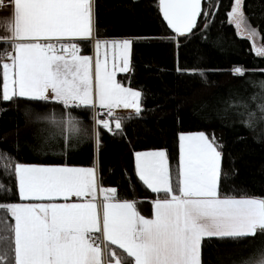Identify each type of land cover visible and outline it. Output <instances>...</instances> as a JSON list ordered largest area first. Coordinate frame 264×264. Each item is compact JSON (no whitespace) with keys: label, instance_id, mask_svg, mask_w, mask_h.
<instances>
[{"label":"snow or ice","instance_id":"6c2138e0","mask_svg":"<svg viewBox=\"0 0 264 264\" xmlns=\"http://www.w3.org/2000/svg\"><path fill=\"white\" fill-rule=\"evenodd\" d=\"M7 4L9 15L0 16V100L60 105L66 113L59 121L53 114L50 122L59 126L55 134L65 143L81 132L72 110L98 107L105 118L96 123L108 131H113L109 118L116 109L141 115L142 93L116 81L115 64L109 70V50L113 61L122 62L120 71L129 70L132 40L96 38L94 92L93 57L82 55L75 42L92 37L93 0H7ZM159 4L179 36L191 33L201 16L202 0H159ZM242 4L243 0H233L229 23H234L238 34L243 25L255 36L258 30L247 24ZM4 6L5 0H0V10ZM253 51L264 57V48ZM189 71L204 76V70ZM246 71L242 65L231 69L238 77ZM260 88L264 89V81ZM261 102L264 122V95ZM234 106L238 116L246 117L242 123L252 127L255 113L250 106L242 99ZM114 128L122 131V120L116 119ZM53 135L50 130L45 139ZM179 141L175 186L165 151L135 153L138 179L153 193L164 194L155 201L154 218L141 215L134 201L120 202L116 188L99 185L94 168L28 166L9 158L4 169L11 168L17 178L19 198L42 202L0 201V264H102L95 235L101 231L107 242L126 254L120 259L110 250L115 264H128L127 258L131 264H202L206 238L236 241L264 235V198L220 195L223 146L215 134H181ZM95 143H101L99 133ZM98 190L103 193L102 204L97 202ZM8 191L0 183V193ZM71 197L90 199L67 202ZM234 264H264V244Z\"/></svg>","mask_w":264,"mask_h":264},{"label":"trees","instance_id":"16d2710c","mask_svg":"<svg viewBox=\"0 0 264 264\" xmlns=\"http://www.w3.org/2000/svg\"><path fill=\"white\" fill-rule=\"evenodd\" d=\"M232 7L233 0H205L196 32L179 36L164 22L159 0H94L96 38H134L145 41L151 49L172 36L178 39L177 67L169 69L163 79L151 71L149 64L135 60L131 71L118 74L121 83L141 91V115L137 117L134 112L114 115L109 118L113 131L97 126L101 141L98 145L101 185L116 188L119 200L136 201L144 217H152L155 200L164 194L153 193L138 179L135 153L164 149L175 186L180 171L182 133H214L222 144L219 181L222 197L264 198V122L260 121L264 57L256 55L251 41L238 34L234 23H229ZM242 11L264 42V0H243ZM78 43L81 53H91L90 41ZM234 65L247 70L243 77L233 76ZM193 69L204 70V76L189 71ZM241 99L255 113L252 127L242 123L246 117L237 115L234 105ZM61 113L66 110L54 103L0 100V183L10 189L0 193V201L24 202L19 198L12 169H4L9 158L21 164L94 165V108L71 111L81 132L69 143L55 134L59 126L50 122L53 114L61 120ZM102 118L105 117L100 115L99 119ZM116 119L122 120V131L114 128ZM50 130L54 135L45 139ZM261 244L264 235L259 233L236 241L206 238L202 242V264H234ZM110 250L115 251L116 258L126 257L117 246L107 243L108 260H114ZM127 259L131 264V258Z\"/></svg>","mask_w":264,"mask_h":264},{"label":"rangeland","instance_id":"374dc122","mask_svg":"<svg viewBox=\"0 0 264 264\" xmlns=\"http://www.w3.org/2000/svg\"><path fill=\"white\" fill-rule=\"evenodd\" d=\"M94 3V1H93ZM209 4H211V2L209 1ZM209 12V11H208ZM243 12V11H242ZM210 13V12H209ZM243 16L248 23L244 12H243ZM250 25V24H249ZM251 26V25H250ZM251 29H256L255 27L251 26ZM257 30V29H256ZM240 34L243 35L244 37L248 38L251 43L253 48H264V42L261 41L260 35L257 31V34L255 36H250V30H245L244 26L242 25V28L240 30ZM172 39H166L164 43H162L159 47L151 49L149 48L148 44L145 41H139V40H133V43H135L137 45L138 48V53H136V58H134L133 55V44H132V50H131V63H130V68L128 70L131 71L132 68V62L138 61V62H144L150 65L151 71L160 79H163L165 75H167L169 69L171 68H176L177 67V45H178V39L176 36H172ZM103 40H116L119 41L117 39H105L102 38ZM134 39V38H133ZM142 49V50H141ZM141 50V51H140ZM103 49L100 50L99 55L102 57L103 56ZM140 52V53H139ZM97 50H93V83H94V92H95V88H96V82H95V59L97 58ZM113 64H115V68L114 70L116 71V81L120 84H122L119 79H118V74L120 73H124L120 71V67L122 66V62L119 59H116L115 61L112 60L111 58V50H109V70H113ZM3 85V84H2ZM132 90H136V91H140L137 88H134ZM141 92V91H140ZM96 108H94L95 111ZM117 110V109H116ZM127 111H131L134 112V110H127ZM115 114L119 113V111H114ZM96 113V112H95ZM94 114V113H93ZM96 115V114H95ZM100 118V116H98ZM98 118V120H99ZM94 119V124L97 125L96 121V116ZM201 132L198 133H192L194 134H199ZM191 134V133H189ZM164 150V149H162ZM250 198H258L260 199V197H252L250 196ZM106 264H115V261H107Z\"/></svg>","mask_w":264,"mask_h":264},{"label":"crops","instance_id":"0c3cea01","mask_svg":"<svg viewBox=\"0 0 264 264\" xmlns=\"http://www.w3.org/2000/svg\"><path fill=\"white\" fill-rule=\"evenodd\" d=\"M94 1V0H93ZM93 11H94V3H93ZM9 15V6H4V8L2 10H0V16H7ZM123 39H129V40H134L133 38H118L117 40H123ZM79 41H90L91 43V47H92V51L90 54H85V53H81L82 55H89V56H92L93 54V50L96 49L95 47V42H96V36H95V29H94V15H93V33H92V37L90 39H87V40H77L75 41L78 45H79ZM65 43L67 42H70V41H64ZM133 55H134V58H136V53H138V48H137V45L135 43H133ZM142 50V49H141ZM140 50V51H141ZM140 53V52H139ZM128 72V71H127ZM0 75H1V80H2V84H3V77H2V72H0ZM122 86L126 87V88H130V89H134L132 87H129V86H126L125 84H121ZM3 86V85H2ZM98 108V107H97ZM128 109H117V110H114V111H119V113H128V112H131V111H127ZM129 110H132V109H129ZM115 113V112H114ZM117 113V114H119ZM116 115V114H115ZM97 125H95V128H94V132L95 133H98L97 131ZM191 134L192 133H198V132H190ZM205 133V132H204ZM182 134H189V133H182ZM94 139H95V136H94ZM180 145V144H179ZM162 149H156V150H146V151H138L136 153H140V152H150V151H160ZM165 151V150H163ZM166 152V151H165ZM166 156H167V160H168V155H167V152H166ZM180 158H181V150H180ZM168 163H169V160H168ZM24 165H28V166H65V165H38V164H24ZM135 165H136V161H135ZM70 167H80V168H94L96 170V177H97V181H98V184L101 185L100 183V178H99V162H98V145L95 143V161H94V165L93 166H89V167H83V166H70ZM17 184H18V180H17ZM104 187V186H103ZM222 197V196H221ZM236 198H250V196H246V197H236ZM85 199H90V198H77V197H71L69 199V201L67 202H84ZM120 202H123L124 200H119ZM129 202H132L133 200H128ZM156 201V200H155ZM42 201H24V202H18V203H41ZM46 203V201H43ZM56 202H64L63 200H58ZM97 202L102 204L103 202V193L100 192L98 190V194H97ZM136 203V201H134ZM155 204V203H154ZM136 209L137 211L138 210V207H137V203H136ZM140 213V212H139ZM147 218V217H145ZM149 218H154V209H153V215L152 217H149ZM96 236L99 237V243L101 244V261H102V264H106L107 261H112V260H108L107 258V255H106V245L107 242L106 239L104 238L103 234H102V231L101 233H96L95 234Z\"/></svg>","mask_w":264,"mask_h":264},{"label":"water","instance_id":"95a60500","mask_svg":"<svg viewBox=\"0 0 264 264\" xmlns=\"http://www.w3.org/2000/svg\"><path fill=\"white\" fill-rule=\"evenodd\" d=\"M204 1H205V0H202V11H201V16H202L203 11H204ZM160 12H161V15H162V18H163L164 22H165L166 25L169 27V29L172 30V29L170 28V26L168 25L167 21H166V20L164 19V17H163V13H162V10H161V6H160ZM201 16L198 17L196 27L192 29V32L189 33V34H186L185 36H187V35H191V34H193L194 32H196ZM172 32H174V31L172 30ZM174 33H175V32H174ZM175 34H177V33H175ZM177 35H178V34H177Z\"/></svg>","mask_w":264,"mask_h":264},{"label":"built area","instance_id":"2783aa9c","mask_svg":"<svg viewBox=\"0 0 264 264\" xmlns=\"http://www.w3.org/2000/svg\"><path fill=\"white\" fill-rule=\"evenodd\" d=\"M5 6H8V4H7V0H5ZM6 62V61H5ZM96 112V113H95ZM102 112V110H99L98 108H96L95 109V111H94V114H93V117L95 118V116H96V119L98 120V116H100V113ZM96 114V115H95Z\"/></svg>","mask_w":264,"mask_h":264}]
</instances>
